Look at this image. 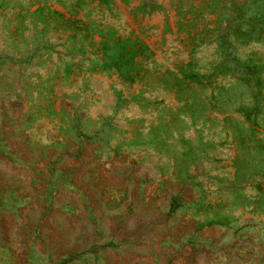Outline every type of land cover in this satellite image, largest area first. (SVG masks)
I'll return each instance as SVG.
<instances>
[{
	"label": "rangeland",
	"instance_id": "obj_1",
	"mask_svg": "<svg viewBox=\"0 0 264 264\" xmlns=\"http://www.w3.org/2000/svg\"><path fill=\"white\" fill-rule=\"evenodd\" d=\"M0 264H264V0H0Z\"/></svg>",
	"mask_w": 264,
	"mask_h": 264
}]
</instances>
